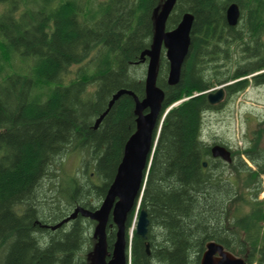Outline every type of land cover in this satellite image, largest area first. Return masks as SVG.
Returning a JSON list of instances; mask_svg holds the SVG:
<instances>
[{
	"label": "trees",
	"instance_id": "1",
	"mask_svg": "<svg viewBox=\"0 0 264 264\" xmlns=\"http://www.w3.org/2000/svg\"><path fill=\"white\" fill-rule=\"evenodd\" d=\"M163 1L0 0V264H89L95 239L86 225L95 222L42 226L77 206H100L136 129L133 99L120 97L93 126L117 90L143 99L135 70ZM233 2L240 18L231 28L225 11ZM185 13L193 22L179 82H166L164 50L157 69L163 120L138 209L149 225L145 240L133 232L130 264H199L210 241L247 264H264V200L256 201L264 193V120L253 146L230 151L229 164L212 158L216 144L201 136L204 112L222 106L209 105L204 92L227 84L229 97L264 85V0H177L166 30ZM244 173L246 199L236 183ZM114 233L110 220L109 254Z\"/></svg>",
	"mask_w": 264,
	"mask_h": 264
},
{
	"label": "water",
	"instance_id": "2",
	"mask_svg": "<svg viewBox=\"0 0 264 264\" xmlns=\"http://www.w3.org/2000/svg\"><path fill=\"white\" fill-rule=\"evenodd\" d=\"M177 0H164L154 17L153 36L148 49L141 52L137 63L146 64L144 76V97L139 100L127 89H119L112 94L107 109L96 119L93 128L96 129L114 102L127 95L134 101L135 131L126 140L120 162L114 178L95 210L75 207L65 218L54 225L42 227L54 231L77 217L95 222L93 238L95 243L89 255V264H129L130 248L133 233H127V220L131 213L137 214L134 234L145 240L148 232L149 220L145 209H139L144 189L147 170L155 148L156 139L163 120L160 118L165 94L157 86V69L162 50L168 62L166 82L175 86L180 79L182 65L187 57L190 46V31L193 15H182L177 26L166 30V22ZM240 11L233 2L225 11V21L228 27H236L239 22ZM218 86L204 92L206 101L211 106L221 105L226 98L225 86ZM179 103V102H178ZM176 103V104H178ZM174 104V105H176ZM211 157L229 164L232 161L229 148L213 145L210 148ZM206 166V163H203ZM115 227L114 241L111 253L107 250L106 227L109 221ZM148 253V245H146ZM199 264H247L240 257L226 251L220 244L210 241L200 257Z\"/></svg>",
	"mask_w": 264,
	"mask_h": 264
},
{
	"label": "rangeland",
	"instance_id": "3",
	"mask_svg": "<svg viewBox=\"0 0 264 264\" xmlns=\"http://www.w3.org/2000/svg\"><path fill=\"white\" fill-rule=\"evenodd\" d=\"M75 69L76 67L73 66L68 73L63 75V82H68L73 77L71 72ZM145 69L146 64L137 65L135 70L136 76L144 79ZM221 105L222 106L216 110L204 112L201 126L202 140L210 145L213 143L216 145H225L231 152L250 149L251 146H253V140L255 138L254 131L257 130L258 124L264 120V85L250 86L239 95L226 97ZM258 145H260V148L264 149V136L262 137V142ZM242 159L248 167L252 168V170L255 169L245 157H242ZM76 165L75 159L71 158L66 169L69 168L72 171ZM228 175L229 174L224 173L223 178L227 179ZM233 176L236 177L235 175ZM246 179L247 173L242 174L240 179H236L237 187L243 194L244 199L249 198L250 193V191L247 190L249 188L245 186ZM261 182V187L264 189V178ZM45 189L46 186L44 187V190ZM44 193L46 198H49V192L45 191ZM263 200L264 193L260 192L256 201ZM240 204L242 213H248L249 206L242 203ZM136 221L137 215H134L127 229V233H133ZM94 227L95 224L86 225V233H91L92 235Z\"/></svg>",
	"mask_w": 264,
	"mask_h": 264
}]
</instances>
